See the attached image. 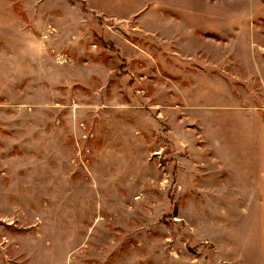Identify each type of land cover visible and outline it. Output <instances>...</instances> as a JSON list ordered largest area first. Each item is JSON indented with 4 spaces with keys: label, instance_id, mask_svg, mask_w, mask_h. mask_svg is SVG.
I'll use <instances>...</instances> for the list:
<instances>
[{
    "label": "rangeland",
    "instance_id": "rangeland-1",
    "mask_svg": "<svg viewBox=\"0 0 264 264\" xmlns=\"http://www.w3.org/2000/svg\"><path fill=\"white\" fill-rule=\"evenodd\" d=\"M0 264H264V0H0Z\"/></svg>",
    "mask_w": 264,
    "mask_h": 264
}]
</instances>
